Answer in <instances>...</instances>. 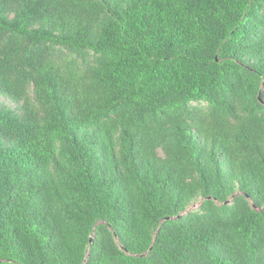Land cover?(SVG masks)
<instances>
[{
    "label": "trees",
    "instance_id": "16d2710c",
    "mask_svg": "<svg viewBox=\"0 0 264 264\" xmlns=\"http://www.w3.org/2000/svg\"><path fill=\"white\" fill-rule=\"evenodd\" d=\"M0 99V264H264V0H0Z\"/></svg>",
    "mask_w": 264,
    "mask_h": 264
},
{
    "label": "rangeland",
    "instance_id": "374dc122",
    "mask_svg": "<svg viewBox=\"0 0 264 264\" xmlns=\"http://www.w3.org/2000/svg\"><path fill=\"white\" fill-rule=\"evenodd\" d=\"M0 100H1V99H0ZM197 206H198V203H197V204L190 205V206L188 207V210H195V208H197Z\"/></svg>",
    "mask_w": 264,
    "mask_h": 264
}]
</instances>
